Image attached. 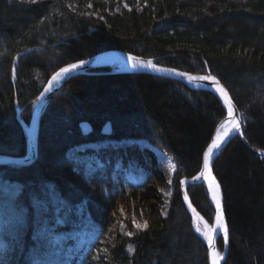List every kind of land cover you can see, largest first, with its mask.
<instances>
[{"label":"trees","instance_id":"1","mask_svg":"<svg viewBox=\"0 0 264 264\" xmlns=\"http://www.w3.org/2000/svg\"><path fill=\"white\" fill-rule=\"evenodd\" d=\"M107 51L208 70L241 113L250 146L264 152V0H0V156L27 154L16 103L28 123L55 72ZM226 116L215 93L173 79L104 67L69 80L41 118L37 160L0 166V264H56L53 236L78 230L91 242L76 264H209L181 181L200 172ZM154 151L174 165L166 216L151 187L117 168L135 160L151 180ZM212 168L228 227L223 264H264V158L234 137ZM187 190L212 222L207 188ZM140 215L146 228L136 226Z\"/></svg>","mask_w":264,"mask_h":264},{"label":"water","instance_id":"2","mask_svg":"<svg viewBox=\"0 0 264 264\" xmlns=\"http://www.w3.org/2000/svg\"><path fill=\"white\" fill-rule=\"evenodd\" d=\"M27 53H29V52H25L23 54L22 53L18 54L15 57V59H14V65H15L14 73H16L19 59L22 56L26 55ZM130 56H133V55H130V54H127L124 52H120V51H107V52H103V53L94 55V56H92L86 60H83V61H86L87 63L81 65V67L79 69H77L75 72H72L63 78H59L58 81L52 80V77L56 73L55 72L48 79V81L45 83L39 97L37 98L36 105H35V108H34V111H33L29 125H27L23 120L20 119L21 109H20L18 103H16L15 108H16V112H17V119L19 120L20 125L23 128V131L25 133L26 140H27V147H28L27 154L24 157L0 156V166L11 165V166H16V167H22V166H28V165L33 164L38 158L41 118H42L44 112L46 111L50 101L52 100V97L54 96V94L56 92H58L64 86V84L66 82H68L69 80H71L75 77L95 74L96 70L106 67L105 62L108 61L109 59L123 58V59H126L132 63V69H130V70H114L115 73H142V74L144 73V74L154 75L157 77L177 80V81L183 83L184 85H186L187 87H189L191 89L211 91V92L215 93L221 99L224 107L227 110V113H228V111H230L231 114L230 115L227 114V116L219 122L217 129H216V131H215V133L211 139V142L203 154L202 167H201V170H200V173L198 174V176H196L194 178H190V179H183L181 181V185H182V192L184 195L185 204H186V207L190 213L191 203H190V200L188 199L187 194H186L187 187L189 185H192V184L202 183L207 188V190L209 191V188H210L209 187V181L206 178H204L201 175V173H203L205 171V169H204V157L208 153V148L212 146V142L217 139V135L219 134L221 137L220 147L213 150V153L209 159V170L211 171V174H212V177L214 178V181L219 185V193H220V200H221L220 209L217 208L216 202L213 204L214 219H213V224H212V229H211L212 234H211L210 242L209 243L205 242L203 240V238L201 237V235L198 233V231L193 228L195 233L198 234L200 239L206 245L207 251H208V261H209V264H212V254L214 251L219 252L218 240L221 237V233H222V231H221L222 229L217 227V225L219 223V220L217 217H218L220 210H222V212H223V222L225 223V225L227 227L225 210H224L223 191H222V188H221V186H220V184H219V182H218V180H217V178L213 172V168H212L213 162H214L215 158L217 157V155L219 154V152L221 151V149L223 147H225L231 141V139H233L234 137L239 138L250 150L255 152L260 158H264V152L257 151L250 146V144L248 143V141L246 140L245 135H244L241 113L239 112L238 108L236 107L235 103L233 102V100H232L229 92L225 88V86L220 82V80L218 78L213 76L208 70L204 74H193V73H188V72H182V71L175 70V69H173L174 71L161 72V71H158L154 68L146 67L143 64H137V66L134 67L133 66L134 62L129 59ZM137 58L140 61H144V62H147L150 60V61H152L153 64H155L157 66V68H161V67L167 68V67L159 64V61L161 60L160 58H150V59H145V58H140V57H137ZM76 63H78V62H76ZM169 69H172V68H169ZM181 72L185 73L186 75H183V76L179 75L178 73H181ZM202 76H207L208 79L207 80L196 79V77H202ZM190 77H192V79H190ZM212 77L216 78L215 83H213V81L211 79ZM221 88H223L225 90L224 93H221L219 91V89H221ZM230 105H231V110H230ZM235 124H239V128L234 127ZM221 125H223L225 127V131L222 134H221V129H222ZM81 128H82L83 132H85V133L90 132V126L87 123L82 124ZM104 132L105 133L110 132V125L109 124H107L105 126ZM227 229H228V227H227ZM227 250H228V241H227V244H225V251L223 253V259L221 261V264H223L225 259H226Z\"/></svg>","mask_w":264,"mask_h":264},{"label":"rangeland","instance_id":"3","mask_svg":"<svg viewBox=\"0 0 264 264\" xmlns=\"http://www.w3.org/2000/svg\"><path fill=\"white\" fill-rule=\"evenodd\" d=\"M109 67L113 70L114 69L116 70L115 67H111V66H109ZM36 101H35L34 106H33V111H34V108L36 105ZM31 117H32V115H31ZM30 120H31V118L29 119L28 123H26L25 121L24 122L27 125H29ZM129 144L130 143L121 144V145H119V147L127 148L129 146ZM92 147L96 149L97 146L93 145ZM144 147L145 146L142 145V148H144ZM154 154H155L154 155L155 159L152 161V163H150V167L156 166L158 175L153 176L151 178V180L147 179V173L145 172L143 167L140 166L138 164V162L135 160H128L125 163V166L123 165V163L119 162L117 164V168L124 170V172L126 174V178L130 182H132L134 184L146 183V186L151 187L152 191L150 192V198L152 199V201L154 200L153 204L156 203L157 196H159L161 198V202L163 204L162 205L163 216H166L168 209H169L168 200L172 194L171 181H172L173 172H174V165H173V162L168 157L161 155L155 151H154ZM144 158H146V157H144ZM198 174L196 176H198ZM186 194H187L188 199L190 200V194H189L188 190H186ZM209 201H210L211 205H213L210 196H209ZM199 206H200V208L202 207L201 204H199ZM143 209H145V208L143 207ZM195 209L198 210L197 208H195ZM200 214L207 220V222L210 225L202 217V219L198 222L197 229L205 237L210 238V235H211L210 227L213 224V220L211 222L209 220V218H207L201 212H200ZM139 217L140 218L143 217L142 218L143 220L142 219L139 220V223H137V224L143 226L145 224V220H144L145 215H140ZM213 219H214V214H213ZM192 226H193V223H192ZM90 242H91V238L89 237L88 233L85 230H78V231H76L72 234H68V235H66V234L54 235L52 238V243H53V245L56 249V252L58 254V257L56 259V264H76L75 262L77 260V257L79 256L78 258H80L82 255L81 253H84L85 251L89 250L90 247L88 246V244ZM219 252L224 253L222 250H219ZM222 253H221V255H222Z\"/></svg>","mask_w":264,"mask_h":264},{"label":"snow or ice","instance_id":"4","mask_svg":"<svg viewBox=\"0 0 264 264\" xmlns=\"http://www.w3.org/2000/svg\"><path fill=\"white\" fill-rule=\"evenodd\" d=\"M30 2H34V0H30ZM124 6L127 7V4H125ZM129 59L134 62L133 63L134 67L137 66V64H143L146 67H151V68H154V69H156L158 71H161V72L174 71L173 69H169V68H163V67L157 68V66L155 64H153L152 61H150V60L147 61V62L140 61L135 56H130ZM85 63H87V62L86 61H79L78 63L68 64L67 67H61L59 69V71L56 72L55 75L52 77V80L53 81H58L59 78H63L65 76H67L68 74H70L72 72H75L77 69H79L81 67V65H83ZM178 74L181 75V76L186 75L185 73H182V72L178 73ZM190 79H192V77H190ZM196 79L207 80L208 77L207 76H202V77H196ZM211 79H212L213 83L216 82V78L215 77H212ZM219 91L221 93L225 92V90L223 88L219 89ZM230 110H231V105H230ZM234 127L239 128V124H235ZM221 128L223 129L224 126L221 125ZM220 141H221V137L218 134L217 135V139L212 142V146L208 148V153L204 157V169H205V171L203 173H201V175L209 181V187L212 190V199L216 202V205H217L218 209H220V204H221L220 193H219V185L214 181V178L212 177L211 171L209 170V159H210V157H211V155L213 153V150L220 147ZM217 218L219 220V223H218L217 227L220 228V229H223V239H224L225 244H227V241H228V229H227L225 223L223 222V212H222V210H220ZM136 226H137V228H141V227H145L146 228L147 224L145 223L143 226L137 224ZM128 234L131 235L132 233H128ZM220 258H222V257H220V254L218 252L214 251L213 254H212V264H217V260L220 259Z\"/></svg>","mask_w":264,"mask_h":264},{"label":"bare ground","instance_id":"5","mask_svg":"<svg viewBox=\"0 0 264 264\" xmlns=\"http://www.w3.org/2000/svg\"><path fill=\"white\" fill-rule=\"evenodd\" d=\"M105 65H106V67H109V66H111V67H115L116 68V70H130V69H132V63L131 62H129L128 60H126V59H123V58H113V59H109L108 61H106L105 62ZM115 70V69H114ZM113 70V71H114ZM228 115H230L231 114V112L230 111H228V113H227ZM225 131V127L223 128V129H221V134L223 133ZM209 195H210V198H211V201H212V203L214 204L215 203V201L212 199V190H211V188H209ZM191 203V202H190ZM190 213H191V216H192V219H193V224H194V229L195 230H197L198 231V233L201 235V237L203 238V240L205 241V242H207V243H209L210 242V238H211V235H210V238H208V237H205L203 234H201V232L197 229V226H198V222L202 219V216L200 215V213H198L197 211H196V209L192 206V204H191V206H190ZM209 228V227H208ZM212 229V225H211V227H210V230ZM222 231V233H221V236H223V229L221 230ZM211 232V234H212V230L210 231ZM208 239V240H207ZM224 251H225V249H224ZM219 254H220V257H222V258H220V259H218L217 260V264H221V261H222V259H223V253H222V255H221V253L220 252H218Z\"/></svg>","mask_w":264,"mask_h":264}]
</instances>
